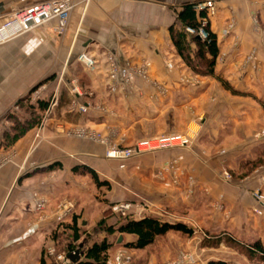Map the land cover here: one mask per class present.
<instances>
[{
  "label": "crops",
  "instance_id": "1",
  "mask_svg": "<svg viewBox=\"0 0 264 264\" xmlns=\"http://www.w3.org/2000/svg\"><path fill=\"white\" fill-rule=\"evenodd\" d=\"M45 1L50 0H0V23L13 10ZM78 1L65 34L46 24L0 47L7 60L35 65L19 68L13 82L5 73L2 84L42 85L44 98L52 101L46 111L36 110L38 126L13 149L2 148L11 156L0 170V264H49L50 249L68 253L74 232L53 215L63 201L75 205L63 225L78 216V243L103 218L115 224L110 208L128 201L136 219L151 215L185 223L183 214L195 212L210 230L227 229L264 244V215L253 218L250 212L258 179H247V151L257 149L255 135L264 129V0H212L215 73L240 94L194 71L173 43L182 6L208 0ZM187 40L195 57L197 42L191 35ZM82 52L96 58L97 70L77 61ZM77 129L100 134L108 144L78 136ZM188 131L196 134L190 148L144 153L124 168L106 156L109 145L130 147L143 138ZM85 166L111 188L97 187L90 174L80 172ZM225 171L235 178L225 179ZM41 200L44 210L37 209ZM119 237L109 236V260L122 250H145L124 246L135 236L123 235L120 243Z\"/></svg>",
  "mask_w": 264,
  "mask_h": 264
},
{
  "label": "rangeland",
  "instance_id": "2",
  "mask_svg": "<svg viewBox=\"0 0 264 264\" xmlns=\"http://www.w3.org/2000/svg\"><path fill=\"white\" fill-rule=\"evenodd\" d=\"M75 1L77 2L76 8L79 1ZM6 57L8 55L4 56L0 51V162L11 156L8 154L11 150H3L2 148L13 149L15 142L20 137L40 124L41 117L35 110L37 102L34 100V96L39 89H43L42 85L31 90L33 87L30 86H20L13 83L10 85L2 84L5 73L12 74L13 82L19 73V68L35 67V65H17L16 62L7 60ZM197 61L196 64L199 67V61ZM48 98L47 96L45 99ZM262 105L264 106V104ZM255 138L260 143L256 146L257 149L247 151V179L256 177L259 183L252 191L254 205L250 212L253 218L264 215V206L260 207L261 212L257 213L259 204L255 199L257 192L264 197V129L257 133ZM13 157L14 151H12V159ZM225 173L229 174L232 179L235 178L229 171H225L223 174L225 175ZM188 184L190 187L193 185L191 181ZM98 193L101 195L103 191ZM219 206L221 210L225 209L222 201ZM185 213L183 217L186 219V224L195 228L194 225L197 223L203 230L195 228L196 234L193 237H188L179 232H170L159 237L153 245L140 252L139 255H132L122 250L123 255L130 257L132 264H151V259L154 260L152 264H175L181 256H186V260L181 264H208L212 260H223L229 264H264V260L260 256H251L243 246L255 242L256 239L249 236L240 239L227 229L210 230L200 224L201 219L198 213ZM4 220L3 216L1 221ZM117 220L119 219L117 218ZM162 220H167V218ZM171 220L174 221L172 217L167 221Z\"/></svg>",
  "mask_w": 264,
  "mask_h": 264
},
{
  "label": "built area",
  "instance_id": "3",
  "mask_svg": "<svg viewBox=\"0 0 264 264\" xmlns=\"http://www.w3.org/2000/svg\"><path fill=\"white\" fill-rule=\"evenodd\" d=\"M76 5L77 2L75 0H50L11 11V13L6 16L5 20L0 23V46L5 45L23 35H26L46 24L54 23V28L57 34H64L68 29L71 14ZM196 9L199 11L205 10L206 14L204 17L199 19L200 25L198 28L195 29L187 27L186 31L189 34L196 35L197 37L199 36L201 40H206L209 37L206 27L209 24L210 18L216 14L217 9L214 1L212 0L197 4ZM77 61L88 71L97 70V60L88 52L80 53L77 57ZM73 91L78 92V87H73ZM34 100L37 103L39 101L45 100L43 89H39L37 91L36 95L34 96ZM80 110L84 113L87 112V108L84 106H81ZM74 132V134H77L78 136L91 138L100 143L108 144L107 139L100 134L90 132L85 129H77L74 130ZM195 139L196 134L192 131L143 138L135 142L130 147L109 145L106 156L111 159L119 160L121 162L120 167L124 168L127 161L144 153L172 148H190ZM9 160L10 157H6L3 159V162H0V170ZM224 177L227 180H232V177L227 173H225ZM255 199L259 204V207L256 211L257 213H260V207L264 206V197L257 192ZM45 207L46 200H41L37 204L38 210H44ZM74 208L75 205L72 202L63 201L60 203L56 211L53 213L56 222L59 224L65 222V220L72 214ZM134 209V203L128 201L116 203L111 207L112 212L119 220L136 219L138 215ZM48 252L54 257V262L49 264H72V261L69 258L70 254L65 252L56 253L54 249H50ZM185 260L186 256H181L179 261L175 264H181ZM106 264L132 263L130 257L124 256L122 251H119L112 259L109 260L108 258Z\"/></svg>",
  "mask_w": 264,
  "mask_h": 264
},
{
  "label": "trees",
  "instance_id": "4",
  "mask_svg": "<svg viewBox=\"0 0 264 264\" xmlns=\"http://www.w3.org/2000/svg\"><path fill=\"white\" fill-rule=\"evenodd\" d=\"M196 3H187L184 4L181 10L178 12L177 24L178 29L175 25L171 30V36L175 47L177 48L178 53L184 59V61L189 65L194 71L203 73L205 75L215 76L223 85L232 90L235 94H240L239 91H236L233 87L229 85L227 81L217 76L215 73L216 59L219 55V47L217 45L216 36L211 32L209 24L206 27L209 37L206 40H200L196 35L189 34L186 31L187 27L198 28L200 22L198 20V14L201 17H204L206 14L205 10L197 11ZM187 35H191L192 39L197 42L198 51L195 57H192L190 54V46L187 40ZM199 61V64H203V69L197 67L196 61ZM197 61V62H198ZM51 101H39L38 107L36 106L35 110L46 111L49 109ZM34 107V106H33ZM41 120V119H40ZM80 171L79 168H76L75 171L88 173L91 175L93 181L97 187H106L107 189L111 188V185L107 181H101L98 174L89 167H82ZM111 210V208H110ZM60 224V227L69 228L74 232V242L68 244V254H75L80 252V257L72 264H106L108 261V252L114 246V243L110 242L109 236L111 235H133L136 237L134 241L125 243V247L133 250H143L147 247L153 245L159 237L165 236L170 232H179L188 237H193L196 234V229L184 222H170L167 220H162L160 218L147 215L140 219H124L117 220L115 224H108L107 219L103 218L95 229L89 233L85 232L84 243H78V240L81 237L79 233L80 228L78 227V216L73 217L72 224L63 225ZM105 233L107 236L101 240H95L99 234ZM236 242V240H234ZM116 242V240H115ZM246 251L251 256H260L264 260V244L260 240H256L253 243L244 244ZM208 264H229L223 260H212Z\"/></svg>",
  "mask_w": 264,
  "mask_h": 264
},
{
  "label": "water",
  "instance_id": "5",
  "mask_svg": "<svg viewBox=\"0 0 264 264\" xmlns=\"http://www.w3.org/2000/svg\"><path fill=\"white\" fill-rule=\"evenodd\" d=\"M197 38L201 40V38H200L199 36H198ZM36 87H37V86L33 87L31 90L35 89ZM122 241H123V235H121V236L119 237L118 242L120 243V242H122ZM79 257H80V252H79V251L76 252L75 254H71V255H69V258L71 259L72 262H75L76 260H78Z\"/></svg>",
  "mask_w": 264,
  "mask_h": 264
}]
</instances>
